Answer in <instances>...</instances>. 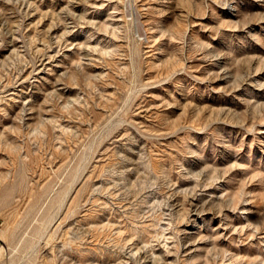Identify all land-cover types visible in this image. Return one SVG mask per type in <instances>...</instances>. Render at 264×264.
<instances>
[{"label": "rangeland", "instance_id": "rangeland-1", "mask_svg": "<svg viewBox=\"0 0 264 264\" xmlns=\"http://www.w3.org/2000/svg\"><path fill=\"white\" fill-rule=\"evenodd\" d=\"M0 219V264H264V0H0Z\"/></svg>", "mask_w": 264, "mask_h": 264}, {"label": "bare ground", "instance_id": "bare-ground-1", "mask_svg": "<svg viewBox=\"0 0 264 264\" xmlns=\"http://www.w3.org/2000/svg\"><path fill=\"white\" fill-rule=\"evenodd\" d=\"M2 230V229H1ZM4 231H1L0 232V238L4 241ZM4 249H6L5 247V244L3 243L1 246H0V258L3 257L2 255L4 254Z\"/></svg>", "mask_w": 264, "mask_h": 264}, {"label": "built area", "instance_id": "built-area-1", "mask_svg": "<svg viewBox=\"0 0 264 264\" xmlns=\"http://www.w3.org/2000/svg\"><path fill=\"white\" fill-rule=\"evenodd\" d=\"M1 219H0V228H1ZM2 245V240L0 239V246Z\"/></svg>", "mask_w": 264, "mask_h": 264}]
</instances>
